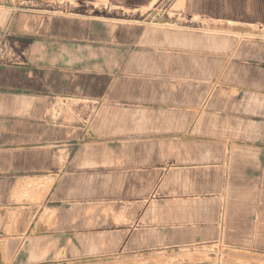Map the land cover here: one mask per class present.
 I'll list each match as a JSON object with an SVG mask.
<instances>
[{
  "label": "crops",
  "instance_id": "1",
  "mask_svg": "<svg viewBox=\"0 0 264 264\" xmlns=\"http://www.w3.org/2000/svg\"><path fill=\"white\" fill-rule=\"evenodd\" d=\"M16 1L0 0V45L46 56L45 39L37 36L49 23L39 17L35 25L36 15H17L12 5ZM26 1L68 3L75 9L73 20L82 23L94 7L111 4L140 11L159 0ZM174 11L181 14L183 32H228L230 55L247 61L245 67H230L231 92H237L231 95L228 119L215 117V134L228 135L229 140L173 145L181 159L167 173L164 195L169 202H150L128 240L125 224L118 229V247L140 254L117 263L94 262L79 255V210L62 207L55 191H45L46 178L30 175L31 167L46 166V153L56 147L42 146L46 133L44 127L39 129V117L45 114L46 100L29 89L37 93L51 75L77 67H0V264H264V0H177ZM176 20L171 23H180ZM234 71L242 72L236 84ZM238 89H244L241 96ZM146 109L118 111L114 135L123 148H135L132 139L142 136L207 134L200 126L192 127L191 112H178L175 121H169V132H159L156 116ZM127 113L148 115L142 118L148 125L125 117ZM31 152L37 153L36 161ZM58 164L55 156L53 166ZM89 211L81 210L86 215ZM117 216L125 221V209L119 208ZM144 250L158 255L141 254ZM163 254L169 255V262L159 261L166 258Z\"/></svg>",
  "mask_w": 264,
  "mask_h": 264
},
{
  "label": "rangeland",
  "instance_id": "2",
  "mask_svg": "<svg viewBox=\"0 0 264 264\" xmlns=\"http://www.w3.org/2000/svg\"><path fill=\"white\" fill-rule=\"evenodd\" d=\"M176 1L159 0L140 11L111 4L94 7L82 23L73 20L75 9L68 3L17 0L12 4L17 15H36L35 25L39 17L49 23L37 36L45 39L46 56L27 55L23 47L13 49L2 42L0 67H77V71L51 75L37 93L29 89L46 100L45 114L39 117V129L44 127L46 133L42 146L56 147L55 152L46 153V166L31 167L30 175L45 177V191H55L62 207L79 210V255L94 262L117 263L140 254L118 247V229L125 224L128 240L150 202L169 198L164 195L169 166L181 159V151L173 145L229 140L228 135L215 134V117L228 119L230 98L237 92L235 88L231 92L230 67H245L247 61L230 55L228 32H183L181 14L174 11ZM176 19L180 23H171ZM257 62L261 64L253 61ZM241 74L234 71V84ZM124 107L151 110L159 132H169V121L178 112H191L195 114L192 127L200 126L207 134L136 137L132 139L135 148H123L114 129L118 111ZM124 116L148 125L143 120L146 114ZM34 154L31 159L36 161ZM119 208L126 211L125 221L118 220ZM86 209L90 210L87 215L81 212ZM163 256L159 261L169 262V255Z\"/></svg>",
  "mask_w": 264,
  "mask_h": 264
}]
</instances>
